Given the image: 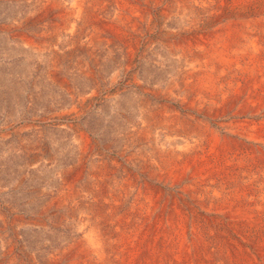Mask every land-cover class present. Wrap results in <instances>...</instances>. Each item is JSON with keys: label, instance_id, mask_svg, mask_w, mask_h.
Here are the masks:
<instances>
[{"label": "rangeland", "instance_id": "1", "mask_svg": "<svg viewBox=\"0 0 264 264\" xmlns=\"http://www.w3.org/2000/svg\"><path fill=\"white\" fill-rule=\"evenodd\" d=\"M263 36L264 0H0V264H264Z\"/></svg>", "mask_w": 264, "mask_h": 264}, {"label": "bare ground", "instance_id": "2", "mask_svg": "<svg viewBox=\"0 0 264 264\" xmlns=\"http://www.w3.org/2000/svg\"><path fill=\"white\" fill-rule=\"evenodd\" d=\"M89 1H90V0H89ZM77 2H78V1H77ZM98 2H99V1H98ZM117 2H118V1H117ZM119 2H120V1H119ZM140 2H141V1H140ZM79 3H80V2H79ZM89 3H90V2H89ZM94 3H95V2H94ZM91 4H92V3H91ZM83 5H84V4H83ZM90 6H92V5H90ZM86 7H87V6H86ZM99 7H100V6H99ZM83 8H84V7H83ZM124 9H125V8H124ZM88 11H89V10H88ZM123 11H124V10H123ZM234 11H235V10H234ZM98 12H99V11H98ZM83 13H84V12H83ZM88 14H89V13H88ZM134 14H135V13H134ZM134 14H128V15H134ZM83 15H84V14H83ZM91 15H92V14H91ZM236 15H237V14H236ZM77 16H78V15H77ZM85 16H86V15H85ZM81 17H82V16H81ZM90 17H91V16H90ZM119 17H121V16H119ZM81 19H82V18H81ZM85 20H86V19H85ZM94 21H95V18H94ZM132 21H133V20H132ZM135 23H136V22H135ZM73 25H74V24H73ZM133 25H134V24H133ZM133 25H132V27H133ZM135 26H136V25H135ZM72 30H74V29H72ZM262 33H263V32H262ZM258 35H259V34H258ZM263 37H264V36H263ZM259 38H260V37H259ZM251 43H253V42H251ZM249 46H250V45H249ZM249 46H248V47H249ZM259 50H260V49H259ZM243 51H244V50H243ZM261 52H262V51H261ZM243 53H244V52H243ZM243 53H242V54H243ZM262 53H263V52H262ZM263 55H264V54H263ZM242 56H243V55H242ZM260 56H261V55H260ZM257 60H258V59H257ZM254 62H255V61H254ZM242 63H243V62H242ZM247 63H248V62H247ZM249 63H250V62H249ZM262 63H263V62H262ZM262 63H261V64H262ZM257 64H258V63H257ZM259 64H260V63H259ZM219 65H220V64H219ZM250 66H251V65H250ZM254 68H256V67H254ZM251 73H252V72H251ZM251 73H250V74H251ZM252 75H253V74H252ZM253 77H254V76H253ZM255 80H256V78H255ZM250 81H251V80H250ZM263 82H264V81H263ZM246 83H247V82H246ZM263 86H264V85H263ZM186 88H187V87H186ZM194 89H195V88H194ZM250 90H251V89H250ZM245 93H247V92H245ZM233 94H234V93H233ZM248 94H249V93H248ZM232 96H233V95H232ZM238 96H239V95H238ZM243 96H244V95H243ZM246 97H247V96H246ZM263 99H264V98H263ZM255 100H256V99H255ZM255 100H254V101H255ZM257 100H258V99H257ZM260 100H261V99H260ZM229 101H230V100H229ZM231 101H232V100H231ZM262 102H263V101L261 100V104H262ZM226 103H227V102H226ZM230 103H231V102H230ZM238 104H239V103H238ZM249 104H251V103H249ZM252 104H253V103H252ZM228 105H229V104H228ZM235 105H236V104H235ZM252 106H253V105H252ZM263 106H264V105H263ZM236 107H237V106H236ZM246 107H247V106H246ZM261 108H262V107H261ZM216 109H217V108H216ZM227 109H228V108H227ZM259 111H260V110H258V112H259ZM256 112H257V110H256ZM247 113H248V112H247ZM263 113H264V112H263ZM263 113H261V114H263ZM259 115H260V114H259ZM234 117H235V116H233V118H234ZM254 117H255V116H254ZM254 117H253V118H254ZM235 118H236V117H235ZM253 118H252V119H253ZM237 120H238V119H237ZM248 120H249V119H248ZM219 121H220V120H219ZM232 121H234V120H232ZM201 122H202V121H201ZM235 127H236V126H235ZM236 130H237V129H236ZM228 131H229V130H228ZM232 131H233V130H232ZM258 131H259V130H258ZM210 133H211V132H210ZM217 133H218V132H217ZM245 133H246V132H243L242 134L245 135ZM246 134H247V133H246ZM219 135H220V134H219ZM251 135H252V134H250V135L247 136V137H248V138H252L253 140H255V139H259V137H260V136H259V137L256 136V134H253L252 137H251ZM224 136H226V135H224ZM238 136H239V135H238ZM245 136H246V135H245ZM245 136H244V137H245ZM235 140H236V139H235ZM242 140H243V139H242ZM226 141H227V140L223 141L222 143L225 144ZM233 141H234V140H233ZM245 141H246V140H245ZM245 141H244V142H245ZM257 141H258V140H257ZM230 142H231V141H230ZM228 143H229V142H228ZM232 144H233V143H232ZM252 144H255V143H252ZM244 145H245V143H244ZM248 145H249V144H248ZM248 145H247L245 148H247ZM260 145H261V144H260ZM248 148H249V147H248ZM252 148H254V147H252ZM255 148H256V147H255ZM249 149H250V148H249ZM259 149H260V148H259ZM216 150H217V149H216ZM251 150H252V149H251ZM258 152H259V151H258ZM259 153H260V152H259ZM261 153H263V152H261ZM228 154H229V153H228ZM263 154H264V153H263ZM224 155H225V154H224ZM247 155H248V154H247ZM259 155H260V154H259ZM226 156H227V155H226ZM255 158H256V157H255ZM257 158H258V157H257ZM189 167H190V166H189ZM261 167H262V166H261ZM197 169H198V168H197ZM202 170H203V169H202ZM202 170H201V171H202ZM215 170H216V169H215ZM233 170H235V169H233ZM193 172H195V171H193ZM206 172H207V171H206ZM191 173H192V172H191ZM196 173H197V172H196ZM217 173H218V172H217ZM210 175H211V173H210ZM210 175H208V176H210ZM189 176H190V175H189ZM200 176H201V175H200ZM204 178H205V176H204ZM192 179H193V178H192ZM192 179H191V180H192ZM162 194H163V193H162ZM162 194H161V195H162ZM164 194H165V193H164ZM173 196H174V195H173ZM214 203H215V201H214ZM202 205H203V204H202ZM214 205H215V204H214ZM180 206H181V205H180ZM218 206H219V205H218ZM225 206H226V205H225ZM241 207H242V206H241ZM218 208H219V207H218ZM224 208H226V207H224ZM230 208H231V207H230ZM160 209H161V208H160ZM214 209H215V208H214ZM164 210H165V209H163V211H164ZM166 210H167V209H166ZM230 210H231V209H230ZM163 211H162V212H163ZM232 211H233V210H232ZM160 212H161V210H160ZM172 212H173V211H172ZM160 214H161V213H160ZM232 215H233V214H232ZM249 215H250L249 212L246 211L242 216H243V217H250ZM235 216H236V215H235ZM171 217H173V216H171ZM196 238H197V237H196Z\"/></svg>", "mask_w": 264, "mask_h": 264}]
</instances>
